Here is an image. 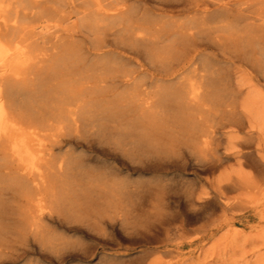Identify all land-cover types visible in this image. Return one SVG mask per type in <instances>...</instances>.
<instances>
[{"label":"rangeland","instance_id":"rangeland-1","mask_svg":"<svg viewBox=\"0 0 264 264\" xmlns=\"http://www.w3.org/2000/svg\"><path fill=\"white\" fill-rule=\"evenodd\" d=\"M250 11L168 72L123 58L79 80L53 62L54 36L23 55L4 43L15 84L49 75L56 98L28 110L23 94L0 135V264H264V5Z\"/></svg>","mask_w":264,"mask_h":264},{"label":"bare ground","instance_id":"bare-ground-1","mask_svg":"<svg viewBox=\"0 0 264 264\" xmlns=\"http://www.w3.org/2000/svg\"><path fill=\"white\" fill-rule=\"evenodd\" d=\"M253 2L264 5V0H0V135L15 122L13 108L23 94L28 110L42 99L56 98L52 91H41L49 75L31 86L16 85L7 65L9 55H23L30 45L47 43L54 36L51 38L55 40L51 48L53 62L70 74L80 69L75 73L79 80L86 77V80H104L106 74L122 69L119 60L123 58L131 60L136 67H143L142 62L146 61L168 72L193 63L191 56L199 55L206 46L201 40L210 24L233 15L235 20L256 16L250 11ZM13 4L11 9L9 5ZM170 18L185 19L170 21ZM114 35L117 37L111 39ZM82 39L89 40L91 45L83 53L78 47ZM5 42L9 43V55L4 52ZM85 55L96 57L88 67V76L80 67ZM55 67L51 73L57 71ZM131 75H123L119 82L131 81ZM81 97L80 91L63 88L64 102H76ZM70 114L74 116L75 111L71 110Z\"/></svg>","mask_w":264,"mask_h":264}]
</instances>
